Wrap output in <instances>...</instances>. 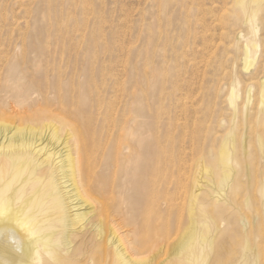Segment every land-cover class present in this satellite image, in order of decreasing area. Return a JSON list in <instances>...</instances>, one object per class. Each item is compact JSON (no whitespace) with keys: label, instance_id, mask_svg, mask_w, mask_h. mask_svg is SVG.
<instances>
[{"label":"bare ground","instance_id":"bare-ground-1","mask_svg":"<svg viewBox=\"0 0 264 264\" xmlns=\"http://www.w3.org/2000/svg\"><path fill=\"white\" fill-rule=\"evenodd\" d=\"M235 3L237 20L253 31L264 0ZM259 50L252 33L243 48L246 71ZM19 59L0 50V264L197 261L201 244L211 247L225 220L207 212L198 176L183 187L187 165L167 146L165 120L149 113L146 80L134 83L132 68L122 76L103 68L63 72L50 64L56 60L50 53ZM259 98L264 105V83ZM230 139L220 152L217 195L226 208L237 196L233 168L242 161ZM201 167L203 175L213 171ZM241 226L252 234L248 219ZM252 246L245 244L238 264L259 260Z\"/></svg>","mask_w":264,"mask_h":264},{"label":"rangeland","instance_id":"rangeland-1","mask_svg":"<svg viewBox=\"0 0 264 264\" xmlns=\"http://www.w3.org/2000/svg\"><path fill=\"white\" fill-rule=\"evenodd\" d=\"M235 2L0 0V50L12 61L50 53L56 57L50 64L63 72L93 68L122 76L124 68H132L134 83L139 77L146 80L149 113L165 120L167 146L188 166L189 174L184 170L183 179L180 176L183 187L198 176L205 184L202 201L207 212L225 220L213 245L201 244L199 259L183 264H238L247 242L251 246L253 242L251 248L259 256L254 264H264V156L258 140L264 130V105L259 103L264 83V6L252 31L237 20ZM252 33L260 50L248 72L243 48ZM253 83L257 85L251 88ZM229 137L235 158L242 161L233 168L235 207L226 208L217 195L223 175L220 152ZM202 165L213 171L203 175ZM242 219L252 223V234L245 233Z\"/></svg>","mask_w":264,"mask_h":264}]
</instances>
